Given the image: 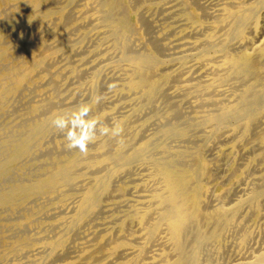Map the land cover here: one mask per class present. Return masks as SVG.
<instances>
[{
	"label": "bare ground",
	"instance_id": "bare-ground-1",
	"mask_svg": "<svg viewBox=\"0 0 264 264\" xmlns=\"http://www.w3.org/2000/svg\"><path fill=\"white\" fill-rule=\"evenodd\" d=\"M180 1L202 33L181 42L192 66L165 58L149 16L164 0H0V264H201L229 230L247 240L264 206V0ZM81 106L97 121L86 154L51 126ZM137 165L152 188L115 185ZM106 199L129 209L95 225ZM232 264H264V248Z\"/></svg>",
	"mask_w": 264,
	"mask_h": 264
},
{
	"label": "rangeland",
	"instance_id": "rangeland-1",
	"mask_svg": "<svg viewBox=\"0 0 264 264\" xmlns=\"http://www.w3.org/2000/svg\"><path fill=\"white\" fill-rule=\"evenodd\" d=\"M168 1L169 0H164V3L165 2L166 3L163 4L162 7H156L155 9L154 8L151 9L150 12H149V16H151V18L153 19V21L155 23V26H156L155 27V31H156V33L157 34H161L163 36L164 42L169 43L168 45L171 46V48L168 51H166L165 58L174 59V58H179V57H183V56H188L189 58L187 60L188 61V64L187 65L192 66V64L194 65L196 63V59L194 57L195 56V53H196V50H194V48H192L193 50L192 49H190V50L187 49L186 47H184V46L181 45V42L184 41V40H186V39L197 40L198 38L202 37L201 36L202 33L199 30H194L193 24L191 22L187 21L184 18L185 17V12H184V8H183L184 6L181 5V1L180 0H174V1L171 0L169 2ZM208 3H211V2L208 1ZM209 6H211V5H209ZM164 7L165 8H168V9L165 10ZM181 8H183V9H181ZM158 11H159V13H158ZM160 12H162V13H160ZM172 12L174 14H171ZM158 14H160V15H158ZM169 14H171L170 15V18H168ZM166 15H168V16H166ZM156 16H157V18H156ZM158 19H160V20H158ZM198 33H200V34H198ZM183 35H184V37H183ZM167 37H168V39H167ZM94 39L97 40L98 38H94ZM92 45H93L92 43L89 44L90 47ZM183 49H184V51H183ZM178 51L180 53H178ZM169 53H171V55ZM81 55L82 54H80V56ZM80 56L77 55L76 59L80 58ZM102 59L103 58H100L97 61V63H99L97 65H102L103 64ZM190 60H192V61H190ZM180 65H181V63H179L177 61L176 64H175V66L173 68L174 69L180 68L181 67ZM201 67L203 68V66H201V65H199L198 68L195 66V67L191 68L189 71H187L183 75L186 77V76L192 75V73L195 74V72L198 71V69H199V71H201ZM194 69H196V70H194ZM117 83H118V81L116 80V78L112 75V73H109L107 75V77L103 78L102 84L106 88L103 91L104 92H108L110 90V87H112L113 85H115ZM172 88H173V85L171 86V89ZM170 91L174 92L175 89H172ZM113 101H115V100H113ZM12 102L15 103L14 100ZM118 104H119V101H115V104L110 105V106L111 107H114V106L117 107L116 110H118V111L115 113V116L119 118V117L125 115L126 112L129 109H131V107L127 106L126 108L119 109ZM7 117H8V114L7 113H6V115L5 114L0 115V122L1 123H5L8 120ZM251 157H252V155H250L249 157L247 156L244 160H242V159L237 160L238 165L239 164H242L243 162H246V161L248 162V160H250ZM257 162L258 161L250 162V164L248 166V171L249 172L246 175V180L244 181L245 182L244 186L247 187V188H250V187H252L253 185H255L257 183V180L255 181V179H253V178L255 177V175H258L259 174L258 172L256 173V171H258V170L260 171L261 170V167H262V165L260 164V162L259 163H257ZM237 163H236V165H237ZM257 166H258V168H257ZM227 167L228 166L226 165V163L224 161H221V167L216 170L217 172L215 171V173L217 175L216 177H218V181L223 182V183H226V184H228L233 179V177L235 176V173H232L231 171L229 172ZM240 169L242 170V167H240ZM251 169H252V171H251ZM262 170L264 171V169H262ZM133 172L135 173V175L133 173H130L131 176L128 174V175H125L123 177H119V179L117 178L116 180L118 182L115 181L116 182L115 185L116 186H119L120 184L127 183V185H129V186H133L135 183L142 182V183L147 184L148 188H152L153 187L152 181H151V179L149 177V174H148V171H147V169L145 167H143L141 165H137V166L134 167ZM218 172H220V173H218ZM221 172H223V173H221ZM250 172H252V174ZM145 175H147V176H145ZM135 178L137 179L136 181L134 180ZM128 179L130 180V182H128L129 181ZM139 194H140L139 192H137L136 190L132 189V190H130L128 192L127 197L128 198H131V199H137L138 196H139ZM242 194L243 193L233 192L232 195H234V196H232V199L233 198H237L239 195L241 196ZM111 202H112V199L111 200L110 199H106L107 206L105 207V209H103L101 212H99V214H97V216L95 217V220H94V221H96L95 225H97V222H98V224H100V226H102V223L109 222V221L114 220L113 218L115 216H118V217L119 216H122L129 209L128 205L125 204V202H119L116 205H108ZM37 203L38 204H41V203H46V202L44 200H40ZM123 205H124V207H123ZM125 206H127V207H125ZM70 209L71 208L68 209V212L72 211V209L71 210ZM103 211H105V212H103ZM263 213H264V206L262 207L261 213L258 216H255L253 214H249L248 215V218H247V221H246V223H247L246 224V230L248 231L249 236H248V238H247L246 241H244V242L241 241V232H238V230H236V229H232V230H229L225 234L224 240L222 241V244H221V250L220 251H216L215 250V246L212 245V244L211 245L208 244L206 247H204L205 250L203 249V252H202V256L201 257H202V259L203 258H205V259L201 261V264H232L234 262V259L235 258H237L239 256H250V255L252 256L258 250L264 248V215L261 216ZM42 217L44 219H46V220L48 219L46 217V215L45 216H42ZM86 231H88V229ZM236 231H237V233H236ZM231 235H233V236L231 237ZM229 244H231V246ZM227 245H229L230 247H227ZM246 246H247V248H246ZM228 248H229V250H228ZM233 249H234V253H233ZM224 251H227L228 253L227 252H224ZM226 254H227V256H226ZM206 260L208 261V263H206ZM231 260H233V261H231ZM224 261H226V262L224 263Z\"/></svg>",
	"mask_w": 264,
	"mask_h": 264
},
{
	"label": "clouds",
	"instance_id": "clouds-1",
	"mask_svg": "<svg viewBox=\"0 0 264 264\" xmlns=\"http://www.w3.org/2000/svg\"><path fill=\"white\" fill-rule=\"evenodd\" d=\"M88 112L87 107L81 106L51 121V126L65 137L67 150L75 149L81 153H87L88 144L93 140L97 124V121L87 119Z\"/></svg>",
	"mask_w": 264,
	"mask_h": 264
}]
</instances>
